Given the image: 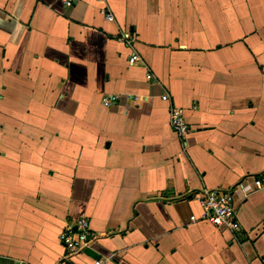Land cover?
<instances>
[{"label":"crops","instance_id":"obj_1","mask_svg":"<svg viewBox=\"0 0 264 264\" xmlns=\"http://www.w3.org/2000/svg\"><path fill=\"white\" fill-rule=\"evenodd\" d=\"M78 218L72 264H264V0H0V264H60Z\"/></svg>","mask_w":264,"mask_h":264},{"label":"built area","instance_id":"obj_2","mask_svg":"<svg viewBox=\"0 0 264 264\" xmlns=\"http://www.w3.org/2000/svg\"><path fill=\"white\" fill-rule=\"evenodd\" d=\"M67 6H71L73 0H64ZM111 20V16H108ZM140 57L133 54L129 63L134 65L138 63ZM151 78L150 75L147 77ZM169 96H162L164 102L169 101ZM117 101L116 96L104 97L105 106H111ZM170 125L180 138H186L189 133L181 109L172 105L169 108ZM200 205L204 208V214L201 218L192 216L191 220H208L215 226H228L236 228L238 226L237 212L234 207L231 193H226L216 189H204L198 197ZM61 240L65 248V256L60 264H72L71 259L80 252L90 248L96 240V235L91 231L90 221L86 218H78L69 223L63 230ZM94 264H103L102 260L95 261Z\"/></svg>","mask_w":264,"mask_h":264}]
</instances>
